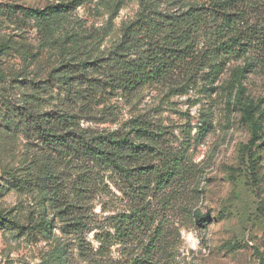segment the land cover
<instances>
[{"label": "rangeland", "instance_id": "374dc122", "mask_svg": "<svg viewBox=\"0 0 264 264\" xmlns=\"http://www.w3.org/2000/svg\"><path fill=\"white\" fill-rule=\"evenodd\" d=\"M205 1L0 0V264H264V59L128 94L102 86L127 26ZM238 85L257 121L252 145ZM31 101L88 135L140 119L159 134L144 160L155 171L129 181L79 154L49 155L17 116Z\"/></svg>", "mask_w": 264, "mask_h": 264}, {"label": "trees", "instance_id": "16d2710c", "mask_svg": "<svg viewBox=\"0 0 264 264\" xmlns=\"http://www.w3.org/2000/svg\"><path fill=\"white\" fill-rule=\"evenodd\" d=\"M75 4L76 1H72L62 7L69 10ZM149 12L125 29L107 65L103 87L128 94L147 83L168 80L178 74L190 78L205 68L216 78L222 71L220 61L226 64L240 59L245 62L241 71L244 74L246 68L255 66L253 57L264 59V0H206L202 5L169 17H154ZM31 14L43 15V12L31 11ZM131 55L135 57L129 58ZM94 65L93 62L88 66ZM79 67L84 69L82 74L86 72V64ZM84 80L88 86L94 83L87 77ZM74 83L73 77L64 83L66 94L72 96ZM242 92L238 85L236 101L252 145L258 140L257 121L251 105L243 100ZM16 110L25 132L34 133L51 156L79 154L129 181H139L155 171L149 169L151 165H145L144 160L158 154L159 134L148 130L140 119L130 122L127 132L88 135L79 129L71 115L64 112L40 114L33 101ZM173 170L170 167L166 177L173 175ZM50 173L47 172L51 176ZM158 179L157 185L161 187L167 180ZM48 226L45 220L36 224V228L47 229Z\"/></svg>", "mask_w": 264, "mask_h": 264}]
</instances>
